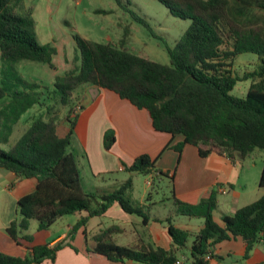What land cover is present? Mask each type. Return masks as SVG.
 I'll return each instance as SVG.
<instances>
[{
    "label": "trees",
    "instance_id": "16d2710c",
    "mask_svg": "<svg viewBox=\"0 0 264 264\" xmlns=\"http://www.w3.org/2000/svg\"><path fill=\"white\" fill-rule=\"evenodd\" d=\"M22 0H0V100L8 102L0 108V143H6L13 125L34 105L44 107L15 143L0 148V168L20 178H34L35 189L17 200L16 215L7 227L13 240H30L23 233L32 221L37 229L49 228L57 219L77 211H87L74 226L84 225L88 217L104 213L117 202L127 213H135L147 224L149 216L143 207L127 197L132 186L128 176L113 191L98 196L87 192L75 155L69 150L77 114L71 109L63 119L68 132L60 137L56 132L62 110L70 106L75 89L92 83L113 91L137 109L145 110L156 131L172 138L179 155L185 144L197 148L201 157L211 153L244 159L255 149L264 151V0H159L171 15L188 19V27L173 47H166L169 64H162L128 51L126 38L118 44L101 43L73 34L79 52L78 65L54 76L51 86L24 80L15 63L29 60L54 68L56 48L37 42L31 9L17 10ZM120 3V0H116ZM253 9L262 12V19L251 15ZM133 18L150 29L149 23L132 13ZM254 53L259 63L241 76L231 71L235 57ZM240 79H249L244 96L230 94ZM49 102V104L47 103ZM115 142L113 129L103 134V147L109 150ZM128 172L169 176L155 166L148 154H140L129 165ZM152 186V182L149 183ZM264 187V163L259 177ZM217 187L205 192L198 203L190 204L173 198L174 213L203 219V227L193 233L176 227L170 216L165 218L171 248L143 243L139 248L119 246L112 241L118 226H110L94 235L93 250L113 262L126 260L145 264H178L177 250L188 246L190 264H209L211 247L231 238L244 244V258L264 241V195L232 214H223L221 224L213 219L217 207ZM64 245L39 244L29 247L23 257L0 251V264H43L54 261Z\"/></svg>",
    "mask_w": 264,
    "mask_h": 264
},
{
    "label": "crops",
    "instance_id": "0c3cea01",
    "mask_svg": "<svg viewBox=\"0 0 264 264\" xmlns=\"http://www.w3.org/2000/svg\"><path fill=\"white\" fill-rule=\"evenodd\" d=\"M28 61H18L22 63L21 72L16 68L18 62L15 63V69L24 80L39 85L51 86L56 74H63L71 68L66 58L65 63L68 64V67L65 65L62 68L57 65L55 68H45L44 65L38 64L36 66L32 61ZM53 63H55L54 60ZM41 72H46L47 81L39 78L38 74ZM7 102V97L1 99L0 108ZM47 103L49 104V102ZM75 106H80V109L75 110ZM71 109H74L77 117L69 150L75 155L81 184L87 192L101 196L113 191L121 182L115 181L114 183L110 182L109 185H101L102 182H98L100 181L99 175L109 174L112 177L113 174L129 173L132 177L133 172L126 171L125 166H129L140 154H148L155 160L156 168L167 172L169 176H173V198L175 197L182 202L198 203L205 192L215 187L221 194L232 190L230 201L225 200L223 202L221 197L219 199L217 197V207L213 211V219L219 224H221L223 214H232L236 209L264 195V187L259 186L263 164L262 167L257 168L254 184L251 180L249 189L248 183L250 181L248 179L241 181V173L246 169L244 162L246 158L252 156L256 149L244 159L239 158L235 152H232L230 156L226 153H211L207 157H201L195 146L185 144L178 159V153L171 147V144L180 141L182 136L172 138L168 133L156 131L152 127L149 114L145 110L137 109L128 100L121 99L113 91L102 89L92 83L79 85L74 91L70 106L62 110L56 128L60 137L65 136L68 132V123L64 121L63 117ZM43 111L44 107L34 105L24 112L13 125L8 141L0 143V148L2 146L8 148L15 143L32 120L42 114ZM107 129H113L115 133V142L109 150H105L103 147V134ZM16 131L19 135H15ZM85 178L90 181V189H85L83 181ZM35 186L36 180L34 178H20L14 173L0 168L1 252L23 257L29 253L28 248L33 245L48 244L53 246L58 242H63L64 245L56 252L54 261L47 259L43 264H145L131 260L124 262L108 260L93 250L95 246L94 235L102 229L118 226L119 230L114 233L115 235L112 234V241L119 246L139 248L143 243H150L153 246L170 249L171 239L167 233L166 217L170 216L176 227L193 233L203 227L202 218L178 216L175 213L164 215L162 209L165 203L161 202L164 198L158 201L152 200L146 204L143 201L144 197H142L134 203L141 205L144 212L149 216V221L145 225L141 216L125 212L115 201L101 215L88 217L86 223L76 230H73V226L81 218L87 216V211H77L62 216L44 230L37 229V222L32 221L29 229L23 233V235L29 236L30 240L20 238L17 242L8 234L7 227L16 215L17 200L32 192ZM250 197L251 199H248ZM225 203L228 205L225 206ZM107 219L111 223H106L105 220ZM177 220L179 223H176ZM121 235L125 238L123 242L117 243L116 240ZM243 255L244 244L242 240L231 238L212 246L211 257L208 261L209 264H264V241L257 244L247 258H244ZM178 264H190V258L182 255Z\"/></svg>",
    "mask_w": 264,
    "mask_h": 264
},
{
    "label": "rangeland",
    "instance_id": "374dc122",
    "mask_svg": "<svg viewBox=\"0 0 264 264\" xmlns=\"http://www.w3.org/2000/svg\"><path fill=\"white\" fill-rule=\"evenodd\" d=\"M17 7L20 13H24L28 8L31 9L37 42L40 44L50 43L56 48L57 54L53 59L54 68L56 65L60 68L65 65L68 67V64L71 68L78 65L79 52L73 34L92 41L112 44H118L125 37V47L128 51L162 64H169L166 47H173L190 23L188 19L171 15L159 0H120V3H117L116 0H22ZM251 12V15L262 19L260 10L253 9ZM132 13L145 19L149 23L150 29L137 22ZM65 58L68 60V64L65 63ZM32 63L36 66L39 64L49 68L44 63L33 61ZM258 63L256 54L241 53L235 57L231 71L233 75L241 76L244 72L256 68ZM16 68L21 72L22 63L18 62ZM38 76L47 81L46 72H41ZM249 84V79L238 80L230 94L238 97L244 96ZM17 134L18 131L15 132V135ZM2 148L7 149L5 146ZM263 160L264 151L260 149H256L251 157L246 158L244 162L246 169L241 173V181L246 179L250 181L248 189L251 186V180L254 184L255 174L257 175L255 172H257V168L262 167ZM128 176H130L129 173L113 174L112 177L109 174H100L98 182H102L101 185H109L110 182L114 183L115 181L122 183ZM131 178L133 186L127 191V197L132 202L139 201L144 197V203L149 204L152 200L158 201L164 198L161 201L165 203L162 209L164 215L174 213L173 182L169 177L152 178L150 175L133 172ZM83 181L85 189H90L88 178ZM151 182L152 186L149 184ZM217 194L218 199L221 197L223 202L230 201L232 190H228L224 194L217 192ZM149 195H151V199ZM174 216L177 217V215ZM105 222L111 223L108 219ZM176 223H179V220ZM124 238L121 235L116 242L121 243ZM188 241L191 242V237ZM188 241L186 247L177 250L178 259H181L182 255L189 258Z\"/></svg>",
    "mask_w": 264,
    "mask_h": 264
},
{
    "label": "built area",
    "instance_id": "2783aa9c",
    "mask_svg": "<svg viewBox=\"0 0 264 264\" xmlns=\"http://www.w3.org/2000/svg\"><path fill=\"white\" fill-rule=\"evenodd\" d=\"M79 109H80V106H75V110L78 111ZM209 256H210V255H206L205 258H206V259H209Z\"/></svg>",
    "mask_w": 264,
    "mask_h": 264
}]
</instances>
